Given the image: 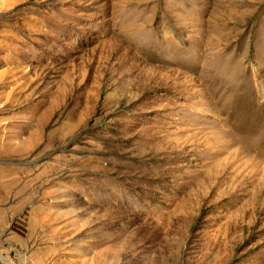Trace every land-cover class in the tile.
Returning <instances> with one entry per match:
<instances>
[{
  "label": "rangeland",
  "instance_id": "rangeland-1",
  "mask_svg": "<svg viewBox=\"0 0 264 264\" xmlns=\"http://www.w3.org/2000/svg\"><path fill=\"white\" fill-rule=\"evenodd\" d=\"M0 264H264V0H0Z\"/></svg>",
  "mask_w": 264,
  "mask_h": 264
}]
</instances>
